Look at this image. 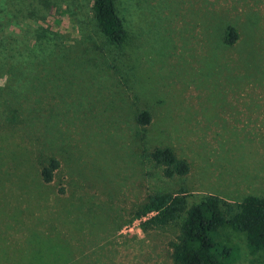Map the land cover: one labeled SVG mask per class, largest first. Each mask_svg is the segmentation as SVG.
<instances>
[{"label": "rangeland", "instance_id": "obj_1", "mask_svg": "<svg viewBox=\"0 0 264 264\" xmlns=\"http://www.w3.org/2000/svg\"><path fill=\"white\" fill-rule=\"evenodd\" d=\"M116 4L123 46L93 0H0V264H175L180 225L136 217L151 195L264 197V0ZM165 147L186 176L150 159ZM222 241L264 264L245 235Z\"/></svg>", "mask_w": 264, "mask_h": 264}, {"label": "trees", "instance_id": "obj_2", "mask_svg": "<svg viewBox=\"0 0 264 264\" xmlns=\"http://www.w3.org/2000/svg\"><path fill=\"white\" fill-rule=\"evenodd\" d=\"M116 1L93 0V11L101 33L113 45L123 46L128 36ZM237 40L236 30L230 28L227 43L232 45ZM137 122L149 124L151 114L143 111L138 115ZM149 157L163 167L167 178L183 177L190 172L188 161L179 158L170 147L156 148ZM58 167L59 163L52 160L43 169L46 183L52 182ZM136 217L144 221V231L171 224L180 225L179 235L170 242L175 264H235L238 250L222 241L223 231L227 228L245 235L251 255L264 252V197L249 195L240 203H232L219 196L205 195L199 202L190 205L183 190L177 195L156 193L146 200Z\"/></svg>", "mask_w": 264, "mask_h": 264}, {"label": "built area", "instance_id": "obj_3", "mask_svg": "<svg viewBox=\"0 0 264 264\" xmlns=\"http://www.w3.org/2000/svg\"><path fill=\"white\" fill-rule=\"evenodd\" d=\"M144 220H145V218H144Z\"/></svg>", "mask_w": 264, "mask_h": 264}]
</instances>
